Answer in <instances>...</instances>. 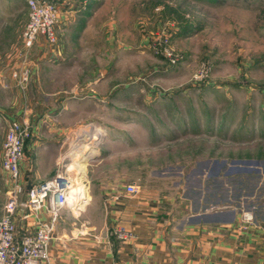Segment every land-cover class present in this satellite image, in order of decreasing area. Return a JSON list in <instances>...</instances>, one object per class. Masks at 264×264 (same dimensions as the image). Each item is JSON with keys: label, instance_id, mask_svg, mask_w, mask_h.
Here are the masks:
<instances>
[{"label": "rangeland", "instance_id": "374dc122", "mask_svg": "<svg viewBox=\"0 0 264 264\" xmlns=\"http://www.w3.org/2000/svg\"><path fill=\"white\" fill-rule=\"evenodd\" d=\"M75 4L59 2L55 44L39 36L26 49L23 0H0V70L16 63L11 74L20 73L42 53L51 60L35 83L27 69L23 85L0 84V115L15 99L54 114L66 99L81 138L68 141L63 161L74 164V191L84 186L86 196L96 194L101 176L115 172L177 181L184 196L234 209L242 224L264 230V0ZM30 86L63 97L28 96ZM99 129L108 140L90 136ZM90 149L96 153L79 178L75 162Z\"/></svg>", "mask_w": 264, "mask_h": 264}, {"label": "crops", "instance_id": "0c3cea01", "mask_svg": "<svg viewBox=\"0 0 264 264\" xmlns=\"http://www.w3.org/2000/svg\"><path fill=\"white\" fill-rule=\"evenodd\" d=\"M57 1L62 5L67 0ZM79 1L71 0V3ZM50 62L42 53L24 61L25 66L21 67L30 71L31 83H35L39 80L38 70ZM14 67L16 63L9 72L0 70L2 88L11 89L12 83L6 84L15 81L11 76ZM27 94L63 97L57 90L44 92L35 86L28 87ZM5 109L0 115V214L11 189L9 177L1 168V146L10 120L26 125L31 132L28 139L31 142L25 144L19 164L22 200L33 184L58 171L66 158L68 141L81 140L77 137L76 111L68 107L66 99L59 100L55 114L50 109L44 112L37 102L18 104L16 99ZM106 136L100 140H108ZM41 140L47 141L41 143ZM96 184L98 193L85 195L75 204L81 208L79 212H73L70 207L61 211L52 233L49 258L44 264H264V230L242 224V215L234 209L222 211L216 207L218 203L210 200L203 203L201 195L198 199L184 196L177 181L142 182L115 172L105 173ZM162 184L167 190L157 191V186ZM128 185L135 186L137 193H126ZM197 187L193 189L201 190V184ZM39 216L49 221L46 210ZM33 223L28 222V226ZM119 227L134 237L118 239L114 231Z\"/></svg>", "mask_w": 264, "mask_h": 264}, {"label": "built area", "instance_id": "2783aa9c", "mask_svg": "<svg viewBox=\"0 0 264 264\" xmlns=\"http://www.w3.org/2000/svg\"><path fill=\"white\" fill-rule=\"evenodd\" d=\"M28 11V21L22 32L24 47L30 49L37 37H44L48 43L55 44V26L59 19L57 0H24ZM12 77L23 85L28 80L27 68ZM31 137L29 128L15 120L7 124L2 141L1 168L8 175L11 189L7 192L6 202L0 214V264H44L49 258V245L55 224L64 208L69 205V189L72 181L69 176L71 164H64L51 177L33 184L26 192L19 183V164L24 157V146ZM101 137V136H100ZM68 157V156H67ZM128 194H136L137 188L128 185ZM46 210L49 221H43L39 214ZM245 223L252 217L243 216ZM34 222L28 226V222ZM19 224V229H18ZM120 240L132 239L134 235L125 228L115 229Z\"/></svg>", "mask_w": 264, "mask_h": 264}, {"label": "bare ground", "instance_id": "6f19581e", "mask_svg": "<svg viewBox=\"0 0 264 264\" xmlns=\"http://www.w3.org/2000/svg\"><path fill=\"white\" fill-rule=\"evenodd\" d=\"M94 132V131H93ZM89 133L83 131L82 133V136H88ZM104 133L99 129V130H95L94 132V135H90V136H95V137H100V136H103ZM81 136V135H80ZM95 151L90 149L88 151H85V153H81L80 154V158L75 162V166L74 167L75 169L78 170V173H79V178H83L84 176V172H85V161L86 159L89 157H91V155H95L94 154ZM78 154V151L77 152H73L72 150V155L71 156H76ZM91 158H89L87 160V162L90 160ZM71 165H74V164H71ZM73 168V167H72ZM79 190L80 191H74V186L72 185L69 189V204H71L72 207L75 206V204L79 201V199L83 198L84 195L87 194V190H86V187L84 186H78ZM78 208V207H76Z\"/></svg>", "mask_w": 264, "mask_h": 264}]
</instances>
